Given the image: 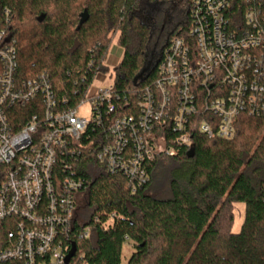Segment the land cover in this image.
<instances>
[{
    "label": "trees",
    "instance_id": "16d2710c",
    "mask_svg": "<svg viewBox=\"0 0 264 264\" xmlns=\"http://www.w3.org/2000/svg\"><path fill=\"white\" fill-rule=\"evenodd\" d=\"M143 1L0 0V32L15 39L16 80L46 73L59 106L75 107L96 76L109 71L106 62L117 36L124 53L114 70L116 100L123 114L137 110L139 92L156 69L144 80L136 77L153 66L180 30L152 51L158 16L147 15ZM37 100L38 106H17L13 124L21 127L36 108L43 110L41 97ZM193 140L176 156L156 155L147 166L148 181L136 191L128 178L110 173L95 152L87 154L78 167L87 186L76 195L66 239L76 246L70 264H264V118L240 116L229 139L195 131ZM5 168L0 166V185ZM235 202L245 204L239 233L231 229ZM11 229L0 223V249ZM87 230L89 236H81ZM126 243L134 250L124 263Z\"/></svg>",
    "mask_w": 264,
    "mask_h": 264
},
{
    "label": "built area",
    "instance_id": "2783aa9c",
    "mask_svg": "<svg viewBox=\"0 0 264 264\" xmlns=\"http://www.w3.org/2000/svg\"><path fill=\"white\" fill-rule=\"evenodd\" d=\"M178 27L137 110L127 114L101 73L85 99L68 108L59 106L46 73L19 83L15 39L0 32V223L12 228L0 264H65L76 195L87 186L78 172L87 154L95 152L136 191L149 179L150 161L191 148L195 131L229 139L240 116L264 118V0H186ZM40 97L43 110L13 124L14 109L38 106ZM86 100L90 118L78 115Z\"/></svg>",
    "mask_w": 264,
    "mask_h": 264
},
{
    "label": "rangeland",
    "instance_id": "374dc122",
    "mask_svg": "<svg viewBox=\"0 0 264 264\" xmlns=\"http://www.w3.org/2000/svg\"><path fill=\"white\" fill-rule=\"evenodd\" d=\"M144 11H146L147 15L152 16L154 13L157 17V27L154 31V36L152 38L151 47L150 49L153 51L158 52L165 36H161L162 28L167 26L172 20V18H178L179 22H182L186 12V0H175L174 2L163 4L160 2L158 3H150L148 0H144L142 4ZM162 5V6H161ZM149 6L155 7L153 10L149 9ZM151 7V8H152ZM181 24V23H180ZM158 37H161L157 39ZM124 49L117 43V36L114 38L109 56L107 59V66L109 67L108 72H102L101 74L105 75V78L101 82L102 85L108 86L114 81V70L115 67L121 62L123 58ZM99 84V83H98ZM98 84H94L89 91V96H93L98 88ZM78 115L84 118L91 117V103L86 100L82 104H80L78 108ZM161 171V170H160ZM162 173V171H161ZM164 173L161 174L162 182L161 184L165 185V178L163 177ZM245 218V204L243 202H235L233 204V221H232V232L239 233L242 229V225ZM226 222V221H225ZM225 224V223H224ZM133 246L126 243L123 247L122 252V260L126 263L131 254L133 253Z\"/></svg>",
    "mask_w": 264,
    "mask_h": 264
},
{
    "label": "water",
    "instance_id": "95a60500",
    "mask_svg": "<svg viewBox=\"0 0 264 264\" xmlns=\"http://www.w3.org/2000/svg\"><path fill=\"white\" fill-rule=\"evenodd\" d=\"M87 19V15L85 14L83 19L81 20L80 22V25L85 22ZM160 61V58H158L155 63L153 64V66L151 67V65H147L145 66L142 71L140 72V74L136 77V79L138 78H143V79H146L150 73L155 69V67L157 66V64L159 63ZM145 74V76H143ZM193 154V149L190 150V155ZM76 255V246L75 244L72 245V248L70 249V251L68 252V254L66 255L65 257V264H69L71 262V260L75 257Z\"/></svg>",
    "mask_w": 264,
    "mask_h": 264
},
{
    "label": "flooded vegetation",
    "instance_id": "af4514ba",
    "mask_svg": "<svg viewBox=\"0 0 264 264\" xmlns=\"http://www.w3.org/2000/svg\"><path fill=\"white\" fill-rule=\"evenodd\" d=\"M178 24H179L178 18H172V20H170L169 24L167 26H164L162 28V30H161V32H162L161 36H165V39L164 40H166L171 35V33L174 32V30L176 29V27L178 26Z\"/></svg>",
    "mask_w": 264,
    "mask_h": 264
}]
</instances>
